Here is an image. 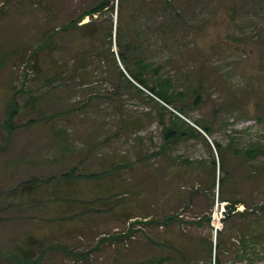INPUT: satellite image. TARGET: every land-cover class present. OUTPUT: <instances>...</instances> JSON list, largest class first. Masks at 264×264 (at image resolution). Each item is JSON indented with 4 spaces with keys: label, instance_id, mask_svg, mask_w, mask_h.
<instances>
[{
    "label": "rangeland",
    "instance_id": "374dc122",
    "mask_svg": "<svg viewBox=\"0 0 264 264\" xmlns=\"http://www.w3.org/2000/svg\"><path fill=\"white\" fill-rule=\"evenodd\" d=\"M98 1L0 0V264H213L209 245L224 230L227 203L217 188L213 202L204 137L228 155V196L257 211L224 230L223 262L264 264L262 245L237 257L264 206V176L253 175L264 158L246 164L233 155L264 143V0H127L135 12L126 41H144L146 57L190 105L200 96L188 114L129 85L110 55L99 61L78 50L82 31L62 27ZM99 18L116 24V7ZM50 35L59 44L46 50ZM114 41L115 32L117 53ZM66 62L81 71L53 82ZM176 117L184 129L201 121L215 132L153 155ZM210 215L211 225L200 220Z\"/></svg>",
    "mask_w": 264,
    "mask_h": 264
},
{
    "label": "trees",
    "instance_id": "16d2710c",
    "mask_svg": "<svg viewBox=\"0 0 264 264\" xmlns=\"http://www.w3.org/2000/svg\"><path fill=\"white\" fill-rule=\"evenodd\" d=\"M116 11L118 13V20L116 24H114L113 18H110L108 21H102L99 16L101 14L111 13L113 14ZM135 10H131V6L127 5V0H99L94 6L90 9L83 11L75 20L69 22L67 25L63 26L62 29L64 31L70 32V29H80L82 32L79 34V43L78 50L84 52L85 58L92 57L96 58V60L104 61V59L108 60V55H110L111 62L114 63L115 66L119 69L120 75L124 78V80L131 86L135 87L140 92H145L143 89L149 91L152 95V99L154 98L167 103L169 106H174L178 111L183 114H188V111L191 107H195L199 105L200 96H197V100L190 105L188 102V97L184 93H177L174 90V84L171 77L163 76L162 70L163 66L157 64L155 61H149L148 57H146L145 53L148 52L146 50V46L144 45V41H126L124 37V27L126 24L133 19ZM136 14L137 11H136ZM86 17L90 18V21L84 25H81L78 28V25L84 20ZM128 20V22H127ZM173 23L169 22L168 27L173 29ZM168 31V30H167ZM115 32V44L117 45L118 52L115 53L112 51L113 49V33ZM99 39L100 41H94L95 39ZM88 42L90 44L91 50L86 52L87 49H83L85 43ZM58 42L53 39V35L48 36L46 38V50H50L51 48H55L58 46ZM108 45L106 48L105 45ZM74 49V46H72ZM146 50V51H145ZM86 52V53H85ZM37 54V49L33 52V57ZM90 54V55H89ZM117 56V57H116ZM118 60H120L121 64H123L124 71H122L118 65ZM66 65L61 66L58 71L55 73L53 77V82L63 81L64 77H68L70 72L73 71H81L82 67L77 66L69 69V66ZM128 74V75H127ZM137 85H136V84ZM141 87V88H140ZM143 88V89H142ZM16 104V102H14ZM162 106V105H161ZM166 110L164 106H162ZM18 105L13 108V105L9 107L8 110V118H7V126L8 129L12 127V122L17 115ZM173 121L170 126L164 127L163 132V141L159 152L154 153L153 155H161L165 154L167 149L174 143H179L181 139L184 138H194L201 137L204 135L198 131L196 128L188 126L187 129H184L183 125L184 121L178 117ZM180 122V123H178ZM178 123V125H177ZM200 128L210 137L214 134L215 128L212 123L201 122L199 123ZM11 133V131H10ZM204 140L207 142L208 147L210 149V175L212 178L211 183V191L213 192V202L215 203V190L217 188V201L227 203L225 206L223 205V215L225 218L221 219V222L224 224V230L226 228L231 227L232 222L236 218H249L253 215H256L255 211L252 215L250 212V208L247 203L240 199H234L233 197H229L228 192L231 195H235L233 192L234 182L231 178V171L227 169V159L228 155L226 151L222 147V145L217 141H212V144L217 152L218 157L216 158L213 153V147L209 143V141L204 137ZM231 144L235 142V139L230 140ZM233 155L241 158L244 163L249 164L257 161L260 158H264V143L260 140L249 144L244 149H234ZM185 164L190 165L189 161H184ZM200 168V173L202 175ZM218 171V176H217ZM223 174L220 178L219 173ZM199 173V175H200ZM253 175L263 177L264 176V166H262L257 171L253 172ZM232 188V192H231ZM240 205H245L246 208L242 212L238 210ZM214 206V205H212ZM213 209V207H211ZM259 211L260 217L258 221L255 223L248 224L249 234L246 235L245 232H242V251L237 252V257L239 259H243L246 256L248 250H255L259 245L264 246V206L257 209ZM262 214V215H261ZM184 215H179L182 219ZM179 217H170L167 220H164L165 223H169L178 219ZM200 220L206 221L209 225H211L212 217L203 216ZM220 222V219L218 220ZM215 224V220H214ZM258 228H260L258 232ZM224 230L218 231L216 230V240L217 244H213V242L209 245V252L212 255L213 250L215 251V259L213 264H224L222 255L224 254L225 248H227V243L225 239ZM214 231V229H213ZM247 236V238H246ZM263 240V242H262ZM75 258H78L80 255L72 254ZM26 256V255H25ZM27 260H30V256H26ZM212 264V263H211Z\"/></svg>",
    "mask_w": 264,
    "mask_h": 264
},
{
    "label": "built area",
    "instance_id": "2783aa9c",
    "mask_svg": "<svg viewBox=\"0 0 264 264\" xmlns=\"http://www.w3.org/2000/svg\"><path fill=\"white\" fill-rule=\"evenodd\" d=\"M177 113V112H176ZM178 114V113H177ZM200 130V129H199ZM201 132H203L202 130H200ZM183 217V216H182Z\"/></svg>",
    "mask_w": 264,
    "mask_h": 264
}]
</instances>
